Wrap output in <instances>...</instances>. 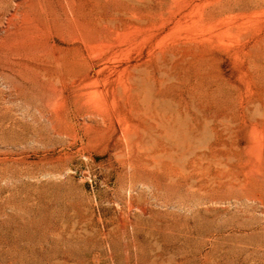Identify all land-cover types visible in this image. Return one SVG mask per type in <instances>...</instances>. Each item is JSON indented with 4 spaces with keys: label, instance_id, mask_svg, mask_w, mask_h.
Returning a JSON list of instances; mask_svg holds the SVG:
<instances>
[{
    "label": "rangeland",
    "instance_id": "374dc122",
    "mask_svg": "<svg viewBox=\"0 0 264 264\" xmlns=\"http://www.w3.org/2000/svg\"><path fill=\"white\" fill-rule=\"evenodd\" d=\"M0 264H264V0H0Z\"/></svg>",
    "mask_w": 264,
    "mask_h": 264
}]
</instances>
